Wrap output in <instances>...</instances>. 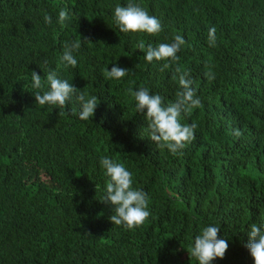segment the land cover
<instances>
[{"label":"trees","instance_id":"16d2710c","mask_svg":"<svg viewBox=\"0 0 264 264\" xmlns=\"http://www.w3.org/2000/svg\"><path fill=\"white\" fill-rule=\"evenodd\" d=\"M129 2L161 31L121 33L114 9ZM176 35L186 41L176 61L145 60L148 45ZM84 38L91 43L73 51L76 66L61 64L65 44ZM164 63L171 66L162 71ZM114 65L130 71L108 80ZM177 67L201 105L182 114L195 138L173 154L149 138L129 89L175 102ZM49 70L98 98L91 118L79 119L75 95L63 108L36 103ZM32 71L43 88L32 87ZM104 156L147 194L142 225L110 222ZM262 219L264 0H0V264H198L189 249L207 226H219L229 245L211 264H254L245 245Z\"/></svg>","mask_w":264,"mask_h":264},{"label":"clouds","instance_id":"9594fccd","mask_svg":"<svg viewBox=\"0 0 264 264\" xmlns=\"http://www.w3.org/2000/svg\"><path fill=\"white\" fill-rule=\"evenodd\" d=\"M69 18V13L65 9H61L58 14V22L63 24ZM45 23L50 24L52 17L45 15ZM114 21L119 27L121 33H146L148 35H156L161 31V23L155 17L140 7L139 5L129 2L126 6L117 5L114 9ZM216 28L213 26L208 32V43L215 46ZM82 42L91 41L84 38L83 41L65 44L61 57V64L65 67L71 65L76 66L77 60L73 56V51L81 47ZM186 43L180 35L174 37L172 43H161L156 47L147 46L145 60L151 63L155 61H176L177 53ZM139 49L144 50L145 44L141 41L138 45ZM47 63V61H45ZM170 63H164L161 70L169 68ZM130 70H126L114 65L111 70L106 69L105 77L108 80H120L125 77ZM175 72L179 74L178 81L182 88L176 96L175 102L164 104V98L159 94H150L147 88L141 87L133 92L129 89L135 101V110L137 113L144 115L147 123L149 138L157 147L167 148L171 153L175 154L181 150L186 143L192 141L196 125H182L180 120L182 114H188L193 109L201 105L196 92L192 88V80L188 78L187 72H181L177 67ZM209 78H214L211 72L205 73ZM173 79H177L174 75ZM32 87L41 89L44 87L42 77L36 71L31 72ZM45 82L48 90L41 94L39 91L35 93L34 99L41 107L57 106L66 107L67 101L75 95L76 100L80 104V120H88L91 118L98 106V98L96 96L88 97L81 90L76 89L67 80L58 78V72L49 70L47 72ZM242 133L234 130L233 135L239 137ZM100 164L104 169L106 180V196L104 200L114 209V214L109 217L112 224L124 226L127 229H133L143 224L149 217L148 197L143 190L132 187V174L126 170L122 163H118L113 159L104 156L100 160ZM221 229L219 226H207L203 228L200 234L194 238V245L190 246V256L198 261V264H211L217 258L223 259L229 247L225 238H218ZM249 240L245 245L250 256L254 260V264H264V219L259 224L252 223L248 230Z\"/></svg>","mask_w":264,"mask_h":264}]
</instances>
